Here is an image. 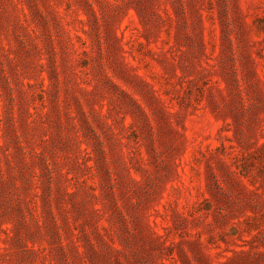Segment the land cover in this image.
I'll use <instances>...</instances> for the list:
<instances>
[{
    "label": "rangeland",
    "instance_id": "1",
    "mask_svg": "<svg viewBox=\"0 0 264 264\" xmlns=\"http://www.w3.org/2000/svg\"><path fill=\"white\" fill-rule=\"evenodd\" d=\"M0 264H264V0H0Z\"/></svg>",
    "mask_w": 264,
    "mask_h": 264
}]
</instances>
